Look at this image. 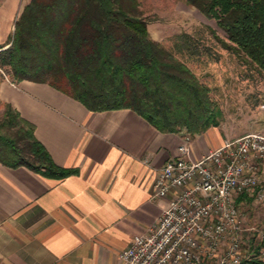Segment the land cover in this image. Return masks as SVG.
I'll return each instance as SVG.
<instances>
[{
  "label": "crops",
  "instance_id": "obj_1",
  "mask_svg": "<svg viewBox=\"0 0 264 264\" xmlns=\"http://www.w3.org/2000/svg\"><path fill=\"white\" fill-rule=\"evenodd\" d=\"M27 1L0 0V45L10 42ZM0 102L34 124L56 163L75 168L54 177L0 161V264H125L118 251L156 220L172 194L153 197L152 183L180 143L187 141L195 158L223 137L264 132L228 134L220 119L194 133L160 130L133 108L91 110L47 81L16 80L1 66ZM236 203L245 224L264 225V201L241 193Z\"/></svg>",
  "mask_w": 264,
  "mask_h": 264
},
{
  "label": "trees",
  "instance_id": "obj_2",
  "mask_svg": "<svg viewBox=\"0 0 264 264\" xmlns=\"http://www.w3.org/2000/svg\"><path fill=\"white\" fill-rule=\"evenodd\" d=\"M213 17L225 48L240 50L264 72V0H184ZM138 0H28L0 45V66L13 79L47 81L88 109L130 107L160 130L190 133L217 124L221 108L188 65L207 46L187 31L171 47L152 37ZM196 55V56H195ZM0 161L61 177L75 168L56 163L34 124L4 102Z\"/></svg>",
  "mask_w": 264,
  "mask_h": 264
},
{
  "label": "built area",
  "instance_id": "obj_3",
  "mask_svg": "<svg viewBox=\"0 0 264 264\" xmlns=\"http://www.w3.org/2000/svg\"><path fill=\"white\" fill-rule=\"evenodd\" d=\"M166 159L152 196L172 192L156 220L118 251L125 264H264V225H247L236 197L264 201V132L223 137L191 158L187 141ZM260 159L256 162L255 159ZM262 165L263 170H260ZM250 238L248 250L244 243Z\"/></svg>",
  "mask_w": 264,
  "mask_h": 264
},
{
  "label": "rangeland",
  "instance_id": "obj_4",
  "mask_svg": "<svg viewBox=\"0 0 264 264\" xmlns=\"http://www.w3.org/2000/svg\"><path fill=\"white\" fill-rule=\"evenodd\" d=\"M137 7L147 19L150 35L166 46L171 47L181 31L190 33L199 45L207 46L187 63L210 87L211 96L221 108L220 124L228 134L264 126V72L240 50L225 48L218 42L215 33L224 37L225 32L213 17L181 0H138ZM4 109L0 102V131L7 132L6 126L1 125ZM248 241L244 246L250 250Z\"/></svg>",
  "mask_w": 264,
  "mask_h": 264
}]
</instances>
